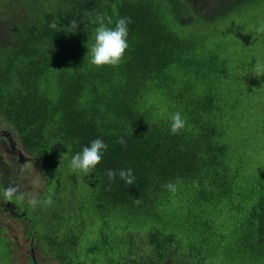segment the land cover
I'll return each mask as SVG.
<instances>
[{
  "label": "trees",
  "instance_id": "obj_1",
  "mask_svg": "<svg viewBox=\"0 0 264 264\" xmlns=\"http://www.w3.org/2000/svg\"><path fill=\"white\" fill-rule=\"evenodd\" d=\"M259 3L0 0V120L52 188L42 200L54 201L28 219L27 199L3 197L17 185L0 142V207L16 203L29 220L30 248L59 264H86L79 246L98 216L103 226L86 252L106 264H264V163L253 164L229 137L234 54L219 39L241 7ZM98 16L131 18L118 67L90 63ZM175 112L186 126L173 135ZM96 138L108 145L103 161L89 176L73 173L72 156ZM128 168L133 185L119 177Z\"/></svg>",
  "mask_w": 264,
  "mask_h": 264
},
{
  "label": "rangeland",
  "instance_id": "obj_2",
  "mask_svg": "<svg viewBox=\"0 0 264 264\" xmlns=\"http://www.w3.org/2000/svg\"><path fill=\"white\" fill-rule=\"evenodd\" d=\"M233 16L221 26L219 35L223 45L228 50H232L234 54L233 77L227 91L229 99L231 101L235 99L237 109L233 114L237 119L233 120L232 118L229 137L235 141L234 145L238 146L237 149L241 150L245 156H252V162L257 166V164L264 163V75H258L260 71H264V33H259L255 29L264 24V3H259L253 8L241 7ZM159 108L168 111L161 99ZM14 132L13 128L0 120V142L2 139L5 143H8L9 139L12 141ZM15 142L16 146L20 148L18 139L15 138ZM2 150L3 155L9 158L10 151L8 150L9 152L6 154L4 146H2ZM21 165L19 163V167ZM23 168L24 170L21 169V178L13 181L11 169V175L8 178L18 187L25 189L26 198H33L40 193L35 198L42 200L45 193L52 191V188L46 186L47 191H41L43 179L36 164L26 162ZM20 180L22 184H20ZM19 203L23 202L19 201ZM4 208L0 207V226L5 230L2 235L7 239L11 253V259L6 264H27L26 258L31 254L35 256L36 264H59L49 255L40 253L38 248L29 247L28 234L26 233L29 220L4 221L3 217L6 216ZM43 208L44 206L33 208L27 203L28 219L33 217L34 212H42ZM225 215L231 216V213L227 212ZM119 219L121 218L119 217ZM50 220L52 219L50 218ZM99 220V217L96 216L87 229L84 241L79 246L82 252L80 259L85 260L86 264H106V257L103 255L87 254L86 252V247L97 238L98 231L103 226ZM92 232L93 235H91Z\"/></svg>",
  "mask_w": 264,
  "mask_h": 264
},
{
  "label": "clouds",
  "instance_id": "obj_3",
  "mask_svg": "<svg viewBox=\"0 0 264 264\" xmlns=\"http://www.w3.org/2000/svg\"><path fill=\"white\" fill-rule=\"evenodd\" d=\"M98 27L95 29L94 43L88 49L90 52V63L96 67H118L121 63L125 62L126 53L129 47L128 25L132 22L129 17L118 18L113 22L112 18L105 16H98ZM107 21V22H105ZM114 26H110L113 25ZM51 29L59 31L60 28L56 22L49 24ZM71 27L77 29L78 24L75 20L71 21ZM255 31L264 33V24H261ZM258 75H264V71H260ZM186 126V119L182 117L180 112H175L171 116V133L173 135L181 132ZM14 136V135H13ZM15 143V137L12 141ZM126 147V141L123 137L117 140ZM108 148V145L100 138L92 140L90 145H86L82 148L81 152L72 156L69 167L73 173H79L82 176H89L93 173V170L103 161L104 152ZM106 175L110 181H115L116 171L108 169ZM119 177L125 181L127 185H133L135 183V176L131 168L121 169L119 171ZM164 187L172 191L177 190L176 185L172 182H168ZM56 191V190H55ZM3 197L9 201L17 200L24 202L27 199V203L37 208L39 206L51 207L54 203L53 196L49 194L43 200L34 198H26L25 194L21 192L18 186L9 185L2 190ZM135 203H140L139 199Z\"/></svg>",
  "mask_w": 264,
  "mask_h": 264
},
{
  "label": "flooded vegetation",
  "instance_id": "obj_4",
  "mask_svg": "<svg viewBox=\"0 0 264 264\" xmlns=\"http://www.w3.org/2000/svg\"><path fill=\"white\" fill-rule=\"evenodd\" d=\"M1 144H2V146H4L5 150L7 151L6 154L10 151V157L6 158L4 156V158H5V162L7 164L8 163H13L14 164V167H10V169H11V173H12L11 179L13 181H15V180L21 178L20 177L21 169L24 170L23 166L25 165L26 162H31V163H34V164H35V162L32 159H30L28 157V155H26V153L21 150V148H18L16 146V143L13 144V142H9V141H8V143H5V141L2 139ZM19 163L22 164L20 167H19ZM20 184H22L21 180H20ZM18 188H19V190L21 192H23V193L25 192V189H23L22 187H18ZM43 190H46L44 182H43V188H42L41 191H43ZM38 195H36V196H38ZM14 211L17 213L16 215H15ZM4 214L6 215L5 217L7 218V220H10L11 222L20 221L22 219H27V218H22L21 217L22 212L18 209L16 203H12V204H9V206H6L4 208ZM28 228L29 227L27 226V230H26L27 234H29ZM30 258H32L33 261L36 264V259H35V256L33 254H31L30 257H28L26 259L28 260Z\"/></svg>",
  "mask_w": 264,
  "mask_h": 264
}]
</instances>
